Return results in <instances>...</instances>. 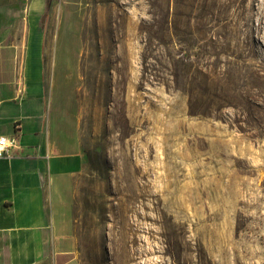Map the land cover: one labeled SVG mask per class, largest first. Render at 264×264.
<instances>
[{"label": "rangeland", "instance_id": "374dc122", "mask_svg": "<svg viewBox=\"0 0 264 264\" xmlns=\"http://www.w3.org/2000/svg\"><path fill=\"white\" fill-rule=\"evenodd\" d=\"M176 1L0 0L76 122L77 264H264V0Z\"/></svg>", "mask_w": 264, "mask_h": 264}, {"label": "crops", "instance_id": "0c3cea01", "mask_svg": "<svg viewBox=\"0 0 264 264\" xmlns=\"http://www.w3.org/2000/svg\"><path fill=\"white\" fill-rule=\"evenodd\" d=\"M29 39L23 54L0 46V135L15 139L0 158V264H77L71 204L84 156L76 122L45 96L43 38L35 59Z\"/></svg>", "mask_w": 264, "mask_h": 264}, {"label": "trees", "instance_id": "16d2710c", "mask_svg": "<svg viewBox=\"0 0 264 264\" xmlns=\"http://www.w3.org/2000/svg\"><path fill=\"white\" fill-rule=\"evenodd\" d=\"M177 3H178V7L180 5L185 6L184 4L187 3L188 7H190L189 9H191L190 10V12H191L190 16L192 17V1L191 0H178V1H176V8H174V15L176 13L178 15V17H180L181 14H182V12H181V10L179 12V8H177ZM169 10H170V8H167V11H165V14L163 15V18H162V21H163L162 23H163V26H164L165 29H167L168 26H169V24L172 23V22H170V19H169V17H170L169 16ZM191 17H190V19H191ZM190 19L187 20V26H188V23H189V26H190ZM176 23L175 22L172 23L173 24L172 26H173V28H174L175 31H176L177 27L180 26L179 24H176ZM174 34L176 36L179 35L177 32H174Z\"/></svg>", "mask_w": 264, "mask_h": 264}, {"label": "built area", "instance_id": "2783aa9c", "mask_svg": "<svg viewBox=\"0 0 264 264\" xmlns=\"http://www.w3.org/2000/svg\"><path fill=\"white\" fill-rule=\"evenodd\" d=\"M14 137L0 135V158L8 155L10 148L14 145Z\"/></svg>", "mask_w": 264, "mask_h": 264}, {"label": "bare ground", "instance_id": "6f19581e", "mask_svg": "<svg viewBox=\"0 0 264 264\" xmlns=\"http://www.w3.org/2000/svg\"><path fill=\"white\" fill-rule=\"evenodd\" d=\"M251 1V0H250ZM253 1V0H252ZM231 2V1H230ZM236 2V1H235ZM245 3V2H244ZM235 4V3H234ZM237 5H239L238 3H236ZM241 4V3H240ZM243 4V3H242ZM251 4V3H250ZM250 4H249V6H250ZM249 8V7H248ZM254 8V7H253ZM217 9H219V8H217ZM198 11V9L197 8H192V12H193V14L194 13H196ZM225 16H226V14H225ZM194 17H197V14H196V16H194ZM225 19L224 20H227V19H229L228 17H224ZM240 21V20H239ZM235 28H236V30L238 29L236 26H235ZM240 30V29H239ZM242 30V29H241ZM239 37V36H238ZM200 82V81H199ZM203 85V84H202ZM207 90V89H206ZM114 215V214H113ZM116 225V224H115ZM112 230V229H111ZM131 237V236H130ZM134 237V236H133ZM130 241V240H129ZM132 242H133V239H132Z\"/></svg>", "mask_w": 264, "mask_h": 264}]
</instances>
